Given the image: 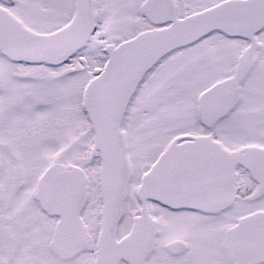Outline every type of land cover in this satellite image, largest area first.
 Listing matches in <instances>:
<instances>
[{
    "label": "snow or ice",
    "instance_id": "obj_1",
    "mask_svg": "<svg viewBox=\"0 0 264 264\" xmlns=\"http://www.w3.org/2000/svg\"><path fill=\"white\" fill-rule=\"evenodd\" d=\"M0 264H264V0H0Z\"/></svg>",
    "mask_w": 264,
    "mask_h": 264
}]
</instances>
